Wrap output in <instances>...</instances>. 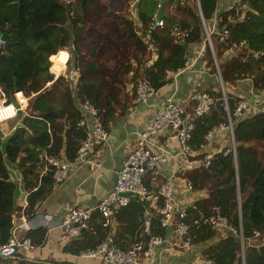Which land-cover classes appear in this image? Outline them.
I'll use <instances>...</instances> for the list:
<instances>
[{"label": "trees", "instance_id": "obj_1", "mask_svg": "<svg viewBox=\"0 0 264 264\" xmlns=\"http://www.w3.org/2000/svg\"><path fill=\"white\" fill-rule=\"evenodd\" d=\"M160 1L138 0V18L122 16L123 36L134 49L131 55H124L120 46L115 45L101 52L107 39L109 10L101 0H0V32L8 34V45L4 41L0 44V88L7 96L22 92L29 99L24 112L0 123H9L6 133L0 131V244L7 241L15 226L16 185L9 177L7 164L17 163L26 178L27 173H33L42 155L59 158L63 153L67 160H72L86 135L84 128L78 127L83 102L88 101L97 109L108 132L109 120L116 112L122 113L132 99L126 92L127 87H132L134 92L141 76L150 81L155 91L170 83L173 74L186 66L187 45L204 41L202 57L214 70L201 19L211 20L220 0H198L202 18L193 0L185 3L166 0L164 8L172 7L171 14L162 19L161 28L149 30ZM242 12L244 18L239 22L237 15ZM216 23L218 32L228 31L224 43L219 42L218 32L210 34L222 82L229 85L248 79L255 95L264 96V0H237L230 9L218 14ZM91 29L101 35L94 46H89L85 38ZM176 31L181 34L180 39L175 38ZM240 42L244 44L239 46ZM233 44L238 49H233ZM59 49H67L72 55L68 67L76 72L74 83L66 73L53 81L48 72L52 57ZM48 82L51 84L46 86ZM212 89L206 92L213 99V106L193 121L189 140L192 151L199 152L213 127L227 123V113L220 106L222 93ZM226 97L237 169L229 151L212 155L208 168H195L185 174L193 191H206L205 197L186 208L190 244L206 245L202 256L216 264H264V243L261 242L264 239V97L258 100L261 106L245 116L248 108L258 103L252 98V103L248 102L238 118L232 116L236 100L230 95ZM204 157L198 155L199 159ZM236 170L238 188L231 183ZM143 183L149 191L158 188L151 185L148 174ZM29 186L35 190L27 197L25 214L32 219L35 205L53 188L51 174L41 177L38 185L30 181ZM143 207L144 202L135 197L115 216L117 228L111 239L123 250L140 237ZM215 207L236 233L193 224L210 216ZM102 223V218L95 214L89 229L80 238L71 240L63 252L79 255L97 246L111 234V228L103 227ZM254 232L258 233L257 238ZM165 234L166 230L159 227L158 217L154 216L151 235ZM218 234L222 238L208 244ZM45 235L46 229L40 227L29 231L27 238L30 244L40 245ZM3 259L0 258V263Z\"/></svg>", "mask_w": 264, "mask_h": 264}, {"label": "built area", "instance_id": "obj_2", "mask_svg": "<svg viewBox=\"0 0 264 264\" xmlns=\"http://www.w3.org/2000/svg\"><path fill=\"white\" fill-rule=\"evenodd\" d=\"M244 13L237 15V20L241 22ZM202 21V19H201ZM163 26L162 20H154L149 25L152 28ZM205 42L211 45L210 32L204 27ZM149 32V31H148ZM219 33V42L224 43L228 38V31L223 30ZM186 36V34L184 35ZM175 38L180 39L181 34L176 31ZM3 40L0 38V44ZM244 42H240L242 46ZM233 49H238V45L233 44ZM71 59L70 52L67 49H59L52 57V61L48 68L49 74L56 80L69 65ZM183 69L177 71L180 74ZM51 82L46 83L49 86ZM156 94L155 89L150 81L141 76L138 78L133 92V104L147 103ZM15 103L9 101V96L0 88V123L14 119L19 112H24L28 106V98L22 92L12 94ZM223 107L227 113V123H221L213 127L206 135V143L211 140L217 133L226 130L229 132L231 147L229 151L235 154V143L232 136L233 125L231 115L228 111L227 98L222 91ZM254 96H256L254 94ZM194 106L190 115L186 114L185 103L178 100L174 96L164 99L160 106L154 111L152 117L148 121L144 131L141 133L137 146L123 160L121 166L113 171L115 181L112 191L104 198L97 201L92 207H74L66 211L60 220H54L51 216L42 217L39 223L27 221L18 226H14L11 235L7 241L0 244V256L13 257L17 250L31 249L29 239H19L16 236V229L21 228L26 231L43 227L47 230L58 227L64 238L75 240L80 238L83 231L89 229V223L95 214H98L102 220V226L111 228L115 223V216L118 212L126 207L133 198L137 197L144 202L141 215L142 230L140 237L127 249L123 250L115 245L109 234L106 239L91 249L82 251L78 256L84 260H99L108 264H146L151 261L157 254L158 250L166 249H184L189 248L190 244V227L186 222L187 212L185 207H178L174 198V188L171 179L164 181L156 191H149L143 181L147 174L154 173L167 163L168 155H162L152 152L145 146L146 141L159 133L172 131L180 149V155L186 161L188 154L192 152L189 146V140L194 128L193 121L207 114L213 106V99L206 92L198 93L194 96ZM247 102L240 100L232 113L235 118L240 117L246 110ZM82 118L78 122V127L85 128L83 114L90 118V129L86 132L85 137L80 141L78 148L72 160H61L60 157L44 155L45 167L44 173L51 174L53 185L63 183L72 171L83 166H88L93 170L102 168V159L97 149L107 142L108 132L102 122V117L88 101L81 104ZM206 143L200 146L199 150L206 147ZM210 157L206 156L198 159L197 168H208L210 166ZM179 162L173 168L172 178H178L184 182L186 191H192L191 183L185 179L184 163ZM154 216L158 217L159 227L164 230H170L173 235L172 239L163 236L151 235V223ZM194 225H208L213 229H229L233 233L236 231L230 227L224 217L221 216L218 208H213L210 216L195 220ZM147 237L143 239L142 237ZM258 237V233L254 232V238ZM240 242H243L240 235ZM201 264H216L214 261L202 258Z\"/></svg>", "mask_w": 264, "mask_h": 264}, {"label": "crops", "instance_id": "obj_3", "mask_svg": "<svg viewBox=\"0 0 264 264\" xmlns=\"http://www.w3.org/2000/svg\"><path fill=\"white\" fill-rule=\"evenodd\" d=\"M164 7L163 13L166 17L171 12V8L168 7L165 9ZM218 14L219 12L216 8L211 20L207 21L206 28L210 33L218 32L216 23ZM131 16H134V19L138 18L137 13ZM204 46L205 43L202 42L187 45L185 56L186 66L183 71L178 75L177 73L173 74L172 81L156 91L155 96L147 103L133 104V92H131L132 90L129 89V86L127 87L126 92L132 99L122 113L116 112L109 120L107 123V142L97 149L102 159V168L93 170L88 166H83L72 171L63 183L53 185L51 192L44 200L35 205V215L32 219H29L25 214L27 197L29 193L35 190L29 184L32 181L33 183L37 182L38 185V181L45 175L43 174L45 167L44 155L40 156V162L33 169L32 174H26V178L25 173L18 168L17 163H8L9 177L16 185L14 224L18 226L27 221H33L37 224L44 216H51L54 220H60L69 209L74 207H92L98 200L106 197L114 186L115 177L113 171L121 166L127 155L137 146L141 133L144 131L154 111L161 105L164 99L174 96L185 103L186 114L190 115L195 103L194 96L198 93L206 92L211 87L213 88L212 90L216 89L213 84L214 77L209 72L207 61L202 57ZM64 73L70 77V80L73 79L74 71L71 68L67 67ZM234 89H236L235 92L238 93V97L242 96L241 98H243V95H248L251 103L253 101L252 98L258 101L264 97L262 94L254 96L255 93L250 85H245V87L240 86ZM260 103L262 102L258 101L257 104L250 106L245 116L249 112H255L261 106ZM83 119L85 121L84 130L86 133L90 129V118L83 114ZM229 140V132L223 130L214 135L206 143V147L203 150L201 149L199 152L192 151L188 154L187 160L184 161L180 156L182 154L180 153L172 131L151 136L146 141L145 146L154 153L168 155V161L162 164L154 173L148 174L149 182L151 185L159 187L164 181L171 179L174 188V198L178 207L188 208L192 206L198 198L205 197L206 191H186L182 180L172 178L173 168L182 160L186 174L188 171L197 168L198 155L212 156L219 152H225L228 150ZM60 159L67 160L63 153L60 154ZM116 228L117 225L114 223L111 226V235L114 234ZM28 232L21 228H17L15 231L16 236L21 240L27 238ZM165 236L169 239L173 238L170 230L166 231ZM222 236V234H218L208 244L215 243ZM69 242L70 240L64 238L58 227L47 228L45 240L42 244H31V249L28 250L19 248L16 255L10 258H4V262L0 264H108L96 259L84 260L78 255L63 252L64 247ZM261 242L264 243V239ZM205 246L203 244L191 245L189 248L180 250L161 249L146 264H201V259L204 258L201 253Z\"/></svg>", "mask_w": 264, "mask_h": 264}, {"label": "rangeland", "instance_id": "obj_4", "mask_svg": "<svg viewBox=\"0 0 264 264\" xmlns=\"http://www.w3.org/2000/svg\"><path fill=\"white\" fill-rule=\"evenodd\" d=\"M101 1L104 4H106L107 8L109 9L107 13L108 14V28H107V32L105 33V36L107 37V39H104L105 42L102 45L101 52H104V50L110 49V45H115V46H120V50L122 54L131 55L134 52V49L128 43L126 38L123 36L121 18L122 16L125 18L131 17L134 20V16L132 17L131 15L137 13L138 0H101ZM186 1H190V0H181L180 2L185 3ZM193 1L197 3V0H193ZM235 1L237 0H220L217 4V9H218L219 14L223 13L225 10L230 9L233 6V4H235ZM171 12H172V9H171ZM202 23L204 24V27L206 28L208 23L203 20H202ZM100 36L101 35H99V33H97L94 29H91L89 33L85 35V38L89 46H94V45H97L98 39H100ZM202 43H204V41H202ZM212 50H213V46H212ZM213 54H214V50H213ZM211 56L213 58L212 53H211ZM214 58H213V69L214 70L212 71V66L211 68L210 66H208V69H209L210 74H212L214 77L213 84H214V87L216 88L215 90L220 91L221 93L223 91L226 96L230 95L231 97H233V99L236 100V104L240 100H243L247 102L248 104L250 97L248 95H243V98H241L242 96L238 97L237 95L238 93L235 92L236 89L234 88L240 87V86L245 87V85L251 86V82L248 79H244V80L237 82L236 84H229V85H225L224 83L221 84V82L219 81L218 73H217L219 69H218V62L215 57V54H214ZM71 59H72V55H71ZM204 59L208 63V60L206 58ZM64 70L66 71V69ZM73 75L74 76H72L73 77L72 82L74 83L76 72H74ZM129 89H131L130 86H129ZM8 124L9 123L7 122L6 124L0 125V131H2L3 133H6L8 129ZM230 147H231V141L229 140L228 149H230ZM200 192H204V191H200Z\"/></svg>", "mask_w": 264, "mask_h": 264}, {"label": "water", "instance_id": "obj_5", "mask_svg": "<svg viewBox=\"0 0 264 264\" xmlns=\"http://www.w3.org/2000/svg\"><path fill=\"white\" fill-rule=\"evenodd\" d=\"M165 4H166V0H162V1L159 2L158 8H157V12H156V15H155V20L159 21V20H162L165 17V14L163 13V7H164ZM197 8H198V13H199V15L201 17V11H200V6H199V1L198 0H197ZM0 38L4 41L5 46H7L8 45V34L0 32ZM209 48H210L211 53H212L213 58H214L212 46L209 45ZM214 60H215V58H214ZM217 73H218L219 81L222 84L223 82L221 80L219 71ZM9 101L12 102V103H15L14 98H13L12 95H9ZM10 133L12 134L13 130ZM232 136H233V132H232ZM233 139H234V137H233ZM233 157H234L235 165H236V169H237L236 155L234 154ZM231 183H235L236 188H238V173H237V170H236V176L231 180ZM237 192H238V201H240L239 191L237 190ZM241 247H243V242H241ZM0 258H10V257H2V256H0Z\"/></svg>", "mask_w": 264, "mask_h": 264}]
</instances>
